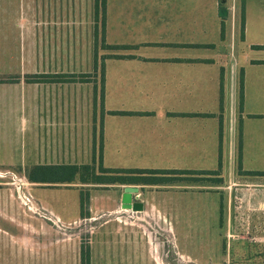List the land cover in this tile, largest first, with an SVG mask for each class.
Here are the masks:
<instances>
[{
  "label": "crops",
  "instance_id": "obj_1",
  "mask_svg": "<svg viewBox=\"0 0 264 264\" xmlns=\"http://www.w3.org/2000/svg\"><path fill=\"white\" fill-rule=\"evenodd\" d=\"M97 4L100 43L112 48L97 46L94 51V0H0V79L17 78L0 82V169L96 164L98 172L100 164L110 170L160 172L149 174L154 180L148 183L78 182L81 187L105 189L91 190L89 199L79 194L71 218L35 191L73 190L77 181L50 186L26 180L33 203L60 221L133 212L122 208V195L125 187H135L131 198L142 202L140 212L148 211L144 210L148 202L166 219L172 249H215L211 245L216 243L215 233L207 239L180 240L173 225L184 215L172 207L169 196L172 191L223 189L220 205L226 207L228 218L226 192L231 186H264V175L245 174L264 173V0H97ZM93 53L103 67L102 103L100 66L96 82L90 77L25 81L30 75H88L90 66L84 68V63L93 62ZM0 182V199L7 194L16 205L11 213L0 209L1 218L8 221L7 226L0 225V264H58L55 228L25 226V184L15 183L20 203L3 187L8 183ZM261 190L263 198L257 203L261 213L256 209L243 213L246 233L264 232V211L259 209L264 187ZM157 191L162 198L159 208L152 202ZM214 213L216 219L217 207ZM35 232L49 237H26ZM126 246L134 250V261L137 249L154 248L153 242L88 244L89 264L94 249L102 250L96 254L100 264H115V251Z\"/></svg>",
  "mask_w": 264,
  "mask_h": 264
},
{
  "label": "rangeland",
  "instance_id": "obj_2",
  "mask_svg": "<svg viewBox=\"0 0 264 264\" xmlns=\"http://www.w3.org/2000/svg\"><path fill=\"white\" fill-rule=\"evenodd\" d=\"M96 4L97 0H94V12L96 17L93 37L94 51L97 46L103 47L102 42L100 43L101 13L99 8L95 10ZM95 57L93 53V62L84 63V68L85 66H90L88 68L90 74H78L70 78L59 75L57 79L54 78L53 80L71 81L74 79L75 81H86L87 78L90 77L96 82L97 76L95 72L100 64L94 60ZM94 65L96 66L95 71ZM47 77L50 76H46L42 80L50 82L52 78ZM96 85L94 86V90L96 87L97 92L98 86ZM96 102L97 100L94 98L92 101L94 108H96ZM95 140H97V136ZM13 156V158L17 160L19 152L15 151ZM209 179L212 181V178H208V180ZM0 181L8 183L3 187L8 189L10 196H12V194L15 195L14 198L16 199L18 198L15 183L19 181L21 184H25L23 188L25 198L22 197V203L25 205V226H51L55 228L56 242L59 247L57 250L58 264L63 263V258L67 260L65 264H79L81 247L102 242H153L154 248L151 250L145 251L144 249H137L136 261L132 258L134 252L132 247L129 248L126 246L118 249L115 251V264H264V232L254 231L246 233V228L243 226V213L254 209H256V211L258 210L257 203L263 198L261 188L264 186H247L242 183L231 186L229 192H226L227 197L230 198L228 205L230 215L228 218L226 215V207L223 209V206L220 205V203H222L221 201L224 199L223 189L219 191L202 192L208 191L203 188L200 191H189L186 194H183L184 192L180 194V192L172 191L169 196L171 200L170 204L176 211L184 215V217L176 219L178 224L176 223L175 226L173 225V229L179 234L180 240L183 242H192L194 238L199 239L203 237V239H207L209 236L212 237L215 233L213 239L216 241V243L211 244L216 247L215 249L176 250L172 249L170 246L172 234L167 232L166 219L161 218L152 210L151 203H144V210H148L146 213L130 211L120 213L114 212L113 214L100 213L92 218L78 217L60 221L50 219L48 214H46V209H44L42 205L33 203L30 195V193H32V191L30 192L32 186L27 184L25 170L21 167L15 166L9 167L8 169H0ZM200 183L208 184V181L205 180L204 182L202 180ZM210 183L217 184L218 182ZM75 184L77 188L72 189L76 191L36 189L35 195L42 196V198L51 205L56 204L59 209L61 208V212L67 215V218H71L73 211L78 209L79 194L89 199L91 190L105 189L104 187H96L95 185L81 187V184L78 182ZM218 185L220 184L218 183L216 186ZM25 188H27V190L29 188V190L26 191ZM0 200V209L2 212L11 213L13 210H16L15 202L13 203L12 200L8 198L7 194L6 196H2ZM161 200L160 191H157L152 202L159 208ZM18 202H20L19 199ZM216 207L218 210V217L214 219L212 215H215L214 210ZM257 213H261V211ZM250 222L251 221H249V223ZM7 223L8 221L1 218L0 215V225L7 226ZM28 235L35 237V239L38 237H49L48 233H26V237ZM50 236L52 237V232ZM202 241L195 242L199 243ZM46 242H48V240H46ZM64 244L67 245V247L61 248V245ZM196 246L200 245H194V247ZM92 252L94 254V260L91 264H100V262L96 260V257L102 250L94 249ZM145 253H147L148 256H146ZM152 254L153 256H150Z\"/></svg>",
  "mask_w": 264,
  "mask_h": 264
},
{
  "label": "trees",
  "instance_id": "obj_3",
  "mask_svg": "<svg viewBox=\"0 0 264 264\" xmlns=\"http://www.w3.org/2000/svg\"><path fill=\"white\" fill-rule=\"evenodd\" d=\"M98 4H96L95 10H97ZM104 10V6H103ZM240 32H243V1H241L240 6ZM105 49H110L112 46L102 45ZM96 61V60H95ZM96 70V66L94 65V71ZM100 70V86H99V99L100 103H102L103 98V85H102V72L103 67L102 64L99 67ZM46 77V76H45ZM44 76L39 75H30L25 77V81L28 83H35V82H44ZM59 75L50 76L47 78H52L50 82H64V80L54 81L53 79H57ZM71 77V76H67ZM17 78H7V79H0V82H14ZM74 80V79H72ZM70 81V80H69ZM47 82V81H45ZM96 93V87L94 90ZM239 99L241 102L242 99V78L240 77V91H239ZM237 165H238V172L241 173L240 170V152H238L237 157ZM220 166H218V169ZM98 172L94 165H53V166H33L27 170H25V178L31 183H40V184H49L53 186L54 184H72L76 181L82 184H109L114 181H125V180H134L137 182L148 183L152 182L154 179L150 177L149 174H157L160 172L156 171H145V170H110L104 169L99 164ZM217 172V171H216ZM174 173H180V171H175ZM115 174L116 176H113ZM121 174V175H119ZM129 174H134L131 177ZM215 174V173H214ZM248 175H264V173H245ZM135 175H139L138 177ZM84 197L81 196L80 199V207L84 205ZM80 264H89V250L88 247H81L80 250Z\"/></svg>",
  "mask_w": 264,
  "mask_h": 264
},
{
  "label": "water",
  "instance_id": "obj_4",
  "mask_svg": "<svg viewBox=\"0 0 264 264\" xmlns=\"http://www.w3.org/2000/svg\"><path fill=\"white\" fill-rule=\"evenodd\" d=\"M224 14V11L220 12ZM137 189L135 187H125L124 193L122 195V208L130 209L133 212H140L143 210V204L140 201L134 200L131 198V193L136 192Z\"/></svg>",
  "mask_w": 264,
  "mask_h": 264
},
{
  "label": "built area",
  "instance_id": "obj_5",
  "mask_svg": "<svg viewBox=\"0 0 264 264\" xmlns=\"http://www.w3.org/2000/svg\"><path fill=\"white\" fill-rule=\"evenodd\" d=\"M259 209L264 211V202H261V205L259 206Z\"/></svg>",
  "mask_w": 264,
  "mask_h": 264
}]
</instances>
